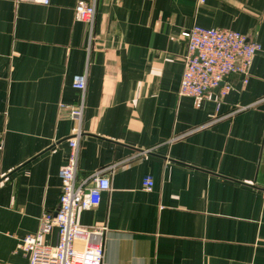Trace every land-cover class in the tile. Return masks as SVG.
Returning <instances> with one entry per match:
<instances>
[{
  "label": "crops",
  "instance_id": "obj_1",
  "mask_svg": "<svg viewBox=\"0 0 264 264\" xmlns=\"http://www.w3.org/2000/svg\"><path fill=\"white\" fill-rule=\"evenodd\" d=\"M76 3L0 0V264H30L24 238L58 209L84 73L77 176L106 169L111 190L76 222L106 228L105 261L264 264V0H98L92 38ZM194 24L262 46L201 108L179 96Z\"/></svg>",
  "mask_w": 264,
  "mask_h": 264
},
{
  "label": "built area",
  "instance_id": "obj_2",
  "mask_svg": "<svg viewBox=\"0 0 264 264\" xmlns=\"http://www.w3.org/2000/svg\"><path fill=\"white\" fill-rule=\"evenodd\" d=\"M49 5L50 0H25ZM205 0H200L203 3ZM98 0H77L75 19L87 23L91 38L97 16ZM187 41L184 56V73L179 91L180 97L193 100L196 108H201L210 92L219 89L222 97L232 89L228 78L239 75L247 84L251 68L257 54L262 50L260 43L250 41L244 34L224 28H206L194 24L183 32ZM74 89L81 92L77 106H61L69 109V115L79 121L69 139L68 160L59 171L61 195L56 211H46L35 235L24 238L23 251L29 255L30 264H108L104 258L106 228H88L76 222L79 210H89L99 206L102 196L111 190L107 170H97L83 179H78L82 119L85 112L87 74H79L73 80ZM264 101V98L262 99ZM4 145V132L0 131V147ZM154 179L144 177L142 190L151 192ZM57 231L55 244L43 242L45 236ZM81 243L82 247H76Z\"/></svg>",
  "mask_w": 264,
  "mask_h": 264
}]
</instances>
